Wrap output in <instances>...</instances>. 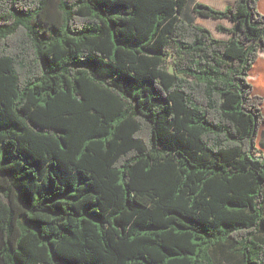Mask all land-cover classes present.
<instances>
[{"label":"trees","instance_id":"obj_1","mask_svg":"<svg viewBox=\"0 0 264 264\" xmlns=\"http://www.w3.org/2000/svg\"><path fill=\"white\" fill-rule=\"evenodd\" d=\"M257 1L0 0V264H264Z\"/></svg>","mask_w":264,"mask_h":264},{"label":"rangeland","instance_id":"obj_2","mask_svg":"<svg viewBox=\"0 0 264 264\" xmlns=\"http://www.w3.org/2000/svg\"><path fill=\"white\" fill-rule=\"evenodd\" d=\"M257 2H258V4L261 3L262 5H264V2L262 0H258ZM193 5H194V0H188V3L184 9V14L191 13ZM210 21H212V22L209 23V26H210L209 28L211 29L213 35L216 38H222L224 35L221 33H218L217 30H215L214 27H212V23H213L214 19L210 18ZM261 53L262 54L260 55V57L258 59L260 62L258 64H256V63L254 64V66L251 70L249 79L253 85V92L260 95L263 98V109H262V111L264 114V51H262ZM256 146H258L257 148H259V150H261V153H264V122L261 124V126L259 128L258 136L256 139Z\"/></svg>","mask_w":264,"mask_h":264},{"label":"crops","instance_id":"obj_3","mask_svg":"<svg viewBox=\"0 0 264 264\" xmlns=\"http://www.w3.org/2000/svg\"><path fill=\"white\" fill-rule=\"evenodd\" d=\"M262 1L264 2V0H262ZM198 2L206 3V4L212 6L215 9H218V10H224L226 7H228L229 5L233 4L235 2V0H194V4H196ZM258 8H259V10L261 12L264 13V5H262L260 3V4H258ZM195 22L198 23V24H200V25H202V26H205V27L209 28L210 27L209 26V23H211L212 21H210V18L209 17H203V16H199V15H196L195 14ZM233 24L234 23L230 19H228V18L214 19V21L212 23V27H214V29L217 30L218 33H221V34L224 35L220 39H228L230 37V34L227 33V32H224V31L219 30V25H223V26H226L228 28H231L233 26ZM261 52H260V55L262 54ZM259 62L260 61L258 60L256 62V64H258ZM258 150H259V148H258ZM259 152H261V150H259ZM262 154H264V153H262Z\"/></svg>","mask_w":264,"mask_h":264}]
</instances>
